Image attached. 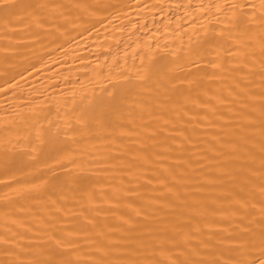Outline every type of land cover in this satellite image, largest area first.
<instances>
[{"label": "bare ground", "instance_id": "6f19581e", "mask_svg": "<svg viewBox=\"0 0 264 264\" xmlns=\"http://www.w3.org/2000/svg\"><path fill=\"white\" fill-rule=\"evenodd\" d=\"M0 264H264V0H0Z\"/></svg>", "mask_w": 264, "mask_h": 264}]
</instances>
